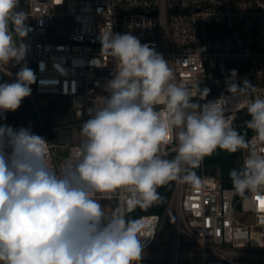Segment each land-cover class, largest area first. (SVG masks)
<instances>
[{
  "label": "clouds",
  "instance_id": "9594fccd",
  "mask_svg": "<svg viewBox=\"0 0 264 264\" xmlns=\"http://www.w3.org/2000/svg\"><path fill=\"white\" fill-rule=\"evenodd\" d=\"M63 2V0H62ZM20 0H0V68L19 64L27 48L28 17ZM15 34V35H14ZM19 37V46L15 37ZM101 50L115 71L102 106L88 109L81 126L79 156L59 170L49 163L48 142L31 128L0 125V264H140L144 245L141 218L121 207L108 214L101 200L118 197L130 213L160 201L157 189L169 182L201 184L195 169L217 148L248 149L224 115V100H205L175 74L162 54L131 33L101 36ZM226 88L244 101L246 127L264 145V98H252V84ZM35 75L21 67L12 82L0 83V118L15 112L31 95ZM175 141L172 158L165 146ZM237 193L264 190V149H250L242 168L229 173ZM99 194V196H97ZM155 235V234H154Z\"/></svg>",
  "mask_w": 264,
  "mask_h": 264
},
{
  "label": "built area",
  "instance_id": "2783aa9c",
  "mask_svg": "<svg viewBox=\"0 0 264 264\" xmlns=\"http://www.w3.org/2000/svg\"><path fill=\"white\" fill-rule=\"evenodd\" d=\"M28 17L27 51L18 64L35 75L34 94L70 99L75 121L48 127L36 110L39 127L32 131L48 142L49 163L60 169L74 162L82 143L81 126L88 109L102 106L112 79L113 58L101 50V36L131 33L163 55L177 83L194 95L208 88L204 104L224 100V115L250 149L261 150L252 130L245 100L227 91L226 79L237 70L236 83L252 84V98H264V0H22ZM19 46V37H15ZM11 73L16 74L17 72ZM56 131L57 137L51 135ZM175 141L165 146L175 155ZM203 159L195 169L201 184L193 188L174 181L162 212H128L118 197L101 200L108 214L121 207L141 218L144 245L140 264H264V190L237 193L223 182L218 163ZM99 196V194H97ZM239 214V216L237 215ZM155 234V235H154Z\"/></svg>",
  "mask_w": 264,
  "mask_h": 264
},
{
  "label": "crops",
  "instance_id": "0c3cea01",
  "mask_svg": "<svg viewBox=\"0 0 264 264\" xmlns=\"http://www.w3.org/2000/svg\"><path fill=\"white\" fill-rule=\"evenodd\" d=\"M11 63V62H10ZM10 63L7 65H3L0 68V83L4 82H12L15 79L16 74L12 72H18L17 70H12L9 68ZM55 100L57 101L58 106L56 110L50 115L49 121L51 124H46L48 127H54L64 124H70L69 122V103L70 99L63 95H53ZM30 112V104L29 97H26L21 106L15 112H7L4 113V118H0V125L7 124L14 129H18L20 127L31 128V131L38 129L39 127V119L36 124L30 123L31 119ZM51 135L53 137H57L56 131H51Z\"/></svg>",
  "mask_w": 264,
  "mask_h": 264
},
{
  "label": "trees",
  "instance_id": "16d2710c",
  "mask_svg": "<svg viewBox=\"0 0 264 264\" xmlns=\"http://www.w3.org/2000/svg\"><path fill=\"white\" fill-rule=\"evenodd\" d=\"M207 159L208 161H214L219 164L222 169L224 184L227 186H233L229 173L234 168L238 170L241 168V150L235 153H230L225 150L216 155L212 153L207 156ZM173 183L174 181L159 187L158 193L161 197L160 201L146 209L141 208V211L146 210L147 212H162L171 193Z\"/></svg>",
  "mask_w": 264,
  "mask_h": 264
},
{
  "label": "rangeland",
  "instance_id": "374dc122",
  "mask_svg": "<svg viewBox=\"0 0 264 264\" xmlns=\"http://www.w3.org/2000/svg\"><path fill=\"white\" fill-rule=\"evenodd\" d=\"M23 1L20 0L18 11L22 10ZM15 35V34H14ZM9 68L12 70L19 71L18 64H15V62H11L9 65ZM29 104H30V112H31V119L30 123L36 124L38 122V115L36 110H38V113L40 117L42 118V121L46 124H51L49 121L50 115L56 110V107L58 106L57 101L55 100V97L50 94H34L33 96H29ZM74 108L72 107L71 103H69V122L72 123L75 121L74 116ZM225 151L223 149L217 148L213 154H219L220 152ZM142 212H147L146 210H143ZM239 216V214H237Z\"/></svg>",
  "mask_w": 264,
  "mask_h": 264
},
{
  "label": "water",
  "instance_id": "95a60500",
  "mask_svg": "<svg viewBox=\"0 0 264 264\" xmlns=\"http://www.w3.org/2000/svg\"><path fill=\"white\" fill-rule=\"evenodd\" d=\"M210 166L213 167V168H215L216 167V163H210ZM158 189H157V191H158Z\"/></svg>",
  "mask_w": 264,
  "mask_h": 264
},
{
  "label": "snow or ice",
  "instance_id": "6c2138e0",
  "mask_svg": "<svg viewBox=\"0 0 264 264\" xmlns=\"http://www.w3.org/2000/svg\"><path fill=\"white\" fill-rule=\"evenodd\" d=\"M262 204H264V202H262Z\"/></svg>",
  "mask_w": 264,
  "mask_h": 264
}]
</instances>
